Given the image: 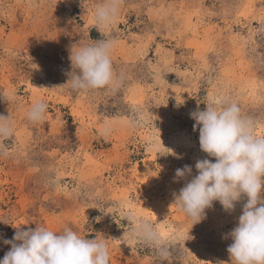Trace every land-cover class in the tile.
I'll use <instances>...</instances> for the list:
<instances>
[{
	"label": "rangeland",
	"instance_id": "1",
	"mask_svg": "<svg viewBox=\"0 0 264 264\" xmlns=\"http://www.w3.org/2000/svg\"><path fill=\"white\" fill-rule=\"evenodd\" d=\"M102 2L0 0V93L11 101L0 97V114L15 126L0 137V259L11 248L4 239L40 225L105 240L109 264H162L155 247L129 240L132 213L168 242L163 264H231L224 236L246 198L231 213L214 202L193 225L174 204L186 182L174 177L184 165L198 174L197 159L215 162L193 129L198 105L235 101L264 135V0H122L104 33L94 19ZM100 39L117 42L120 85L71 90L70 47ZM37 100L46 118L32 123ZM181 132L196 146L172 144ZM148 160L157 173L151 185L139 178ZM155 199L165 203L157 215Z\"/></svg>",
	"mask_w": 264,
	"mask_h": 264
},
{
	"label": "clouds",
	"instance_id": "2",
	"mask_svg": "<svg viewBox=\"0 0 264 264\" xmlns=\"http://www.w3.org/2000/svg\"><path fill=\"white\" fill-rule=\"evenodd\" d=\"M121 2L103 0L95 8L94 19L101 33L117 23ZM116 43L114 39H100L73 44L69 49L72 70L66 72V85L75 92L118 87L123 77L113 66ZM0 97L11 102L4 93ZM46 112L47 104L37 100L28 110L27 119L39 123ZM190 117L195 121L194 131H199L200 149L215 162L197 159L196 175L190 165L176 169L174 180L186 182L178 193H173L174 204L194 225L207 218L206 209L214 202L231 213L246 198L235 227L224 236L232 241L227 252L231 264H264V135L257 134L256 122L242 115L237 102L227 99L206 103L204 110L198 105ZM14 127L11 115L0 114V137L11 136ZM108 131L105 128V133ZM127 220L132 225L127 234L130 241L155 247L162 264L169 260L168 242L150 219L129 213ZM3 242L11 248L0 264H109L105 240L86 238L70 226L61 231L40 225L26 230L19 227L12 239Z\"/></svg>",
	"mask_w": 264,
	"mask_h": 264
},
{
	"label": "bare ground",
	"instance_id": "3",
	"mask_svg": "<svg viewBox=\"0 0 264 264\" xmlns=\"http://www.w3.org/2000/svg\"><path fill=\"white\" fill-rule=\"evenodd\" d=\"M38 88H39V85H35V89H38ZM170 140H171L170 142L172 144H178V145L184 144L185 146H189V147H195L196 146V141L191 137L190 134H188L186 132H181L177 135H174ZM141 166H142V164H141ZM156 174L157 173L155 172V169H154L152 162H150V160H148L143 165V170L140 172L139 178L143 182H145L147 185H151V183H153V181L155 179V176H157ZM149 177H151V179H149ZM164 206H165V203L162 202L161 199L156 200L152 206L154 213L157 215L158 212L160 211V209L163 208ZM171 207H172V204H170L168 206L169 209H172ZM136 210L138 211V213L143 212L141 207L136 208Z\"/></svg>",
	"mask_w": 264,
	"mask_h": 264
}]
</instances>
